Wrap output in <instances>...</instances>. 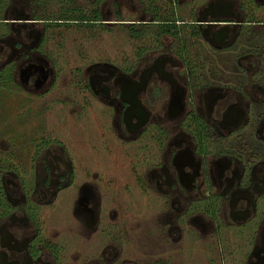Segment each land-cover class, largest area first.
<instances>
[{
  "label": "flooded vegetation",
  "instance_id": "af4514ba",
  "mask_svg": "<svg viewBox=\"0 0 264 264\" xmlns=\"http://www.w3.org/2000/svg\"><path fill=\"white\" fill-rule=\"evenodd\" d=\"M246 1L257 9L254 2L261 1L264 8V0ZM168 2L175 9L180 6V0ZM234 3L189 0L187 19L171 8L174 13L165 14L167 18L127 20L130 34L139 25L138 37L152 41L138 58L143 70L130 68L118 74L115 67L98 69L87 77L86 86L111 106L119 133L133 139L131 144L141 143L144 173L133 174L132 185L162 199L166 242L179 244L189 226L218 245L223 237L231 264H264V19L259 21ZM14 4L16 11L10 12ZM26 6L28 11L29 0H14L1 15L5 28L0 34V71L5 77L12 74L19 89L32 95L56 76L42 63L39 32L29 28L99 23L100 15L81 16L89 23L44 21L33 15L23 21L29 14ZM201 6L207 10L201 12ZM131 36L136 41L137 36ZM200 42L218 55L216 65L223 55L239 50L228 63L236 76L230 72L216 77L214 63L200 59ZM205 69H210L208 80L201 77ZM53 160L62 162L58 155ZM32 162L36 189L30 194L48 205L61 189L59 182L71 180V173L62 176L45 156ZM3 186V205L9 210L0 209V264H60L59 248L40 235L24 184L12 183L9 188L3 181ZM89 207L87 202L82 210L90 214ZM118 258L108 261L134 263Z\"/></svg>",
  "mask_w": 264,
  "mask_h": 264
},
{
  "label": "rangeland",
  "instance_id": "374dc122",
  "mask_svg": "<svg viewBox=\"0 0 264 264\" xmlns=\"http://www.w3.org/2000/svg\"><path fill=\"white\" fill-rule=\"evenodd\" d=\"M29 1L28 11L25 7L29 14L23 21L31 15L45 21L90 17L94 12H98L100 21L34 24L29 28L39 32L42 63L56 76L43 90L27 94L19 89L12 74L8 72L5 77L0 71V209L9 210L3 205V181L9 188L12 183H23L36 214V225L42 230L40 235L59 248L60 264H114L108 261L109 257L132 259L133 264H231L223 237L218 245L213 238L199 236L194 228L185 226L179 244L166 242L162 237V199L144 195L132 185L133 174L144 173L141 143L131 144L133 139L119 133L111 106L86 86L87 77L98 69H116L118 74V70L125 73L130 68L143 70L137 64H141L138 58L152 41L139 37L133 40L127 20L148 22L159 16L163 19L174 10L187 19L189 0H180L176 9L168 0ZM211 1H221V6L235 2V6L253 13L259 21L264 19L263 5L258 4L261 1L254 2L258 9L244 0ZM11 2L0 0V15ZM16 6L10 12H15ZM199 10L204 12L207 8L201 6ZM3 28L0 24V34ZM139 30V25H135L134 31ZM197 45L200 59L217 67L216 77L229 76L230 72L236 76L228 63L239 50H233L231 56L223 55L226 57L222 56L216 65L218 55L203 42ZM204 51L208 55L203 58ZM209 75L210 69L201 71V77L207 80ZM54 155L62 162L54 161ZM41 156L57 166L62 176L71 173V180L59 182L61 189L48 205H42L39 196L30 194L36 189L32 159ZM86 201L90 203V214L82 210ZM19 226L16 225L18 230Z\"/></svg>",
  "mask_w": 264,
  "mask_h": 264
},
{
  "label": "trees",
  "instance_id": "16d2710c",
  "mask_svg": "<svg viewBox=\"0 0 264 264\" xmlns=\"http://www.w3.org/2000/svg\"><path fill=\"white\" fill-rule=\"evenodd\" d=\"M0 20H1V15H0ZM66 20H70V21H74V22H80V23H89V21L87 20V19H85V18H83V17H81V18H77V19H66ZM95 21H97V18L94 20V22ZM131 32V31H130ZM131 34L133 35V36H140V35H142V32H134V34H133V32H131Z\"/></svg>",
  "mask_w": 264,
  "mask_h": 264
}]
</instances>
